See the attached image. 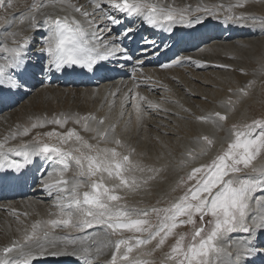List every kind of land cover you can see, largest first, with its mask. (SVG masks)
<instances>
[{
	"label": "snow or ice",
	"instance_id": "obj_1",
	"mask_svg": "<svg viewBox=\"0 0 264 264\" xmlns=\"http://www.w3.org/2000/svg\"><path fill=\"white\" fill-rule=\"evenodd\" d=\"M57 2L65 14H44L43 24L37 19L40 10L46 7L43 0L33 4L28 15L12 17L13 21L18 19L21 25L27 24L33 31L47 28L48 34L43 37L39 51L46 54L49 70L78 67L92 72L101 61L125 53L126 49L118 42L121 35L113 32L123 23L121 16L139 18L154 28L169 31L174 24L190 23L185 21L184 10H177L161 0H87V4L73 3V0ZM246 3L247 0H237L230 9L244 8ZM12 7V0H0V8ZM219 7L223 8V5ZM205 11L213 14L209 9ZM226 18L241 21L247 17L241 13ZM0 19L8 23L7 17ZM132 32L133 29L128 27L122 35L127 37ZM10 35V43L0 42V86L12 88L17 86V72L25 68L26 50L33 37L23 32ZM124 58L130 57L125 55ZM239 91L247 95L246 88ZM228 103L234 102L229 99ZM133 107L136 119L140 121L142 107L138 103ZM196 119L219 126L217 121H226L228 117L215 112ZM69 121L82 123L83 130L92 132V139L97 143H90L75 128H69L65 132L53 129L38 133L30 142L6 147L9 140L27 137L33 129L43 128L46 124L64 128ZM93 121L97 125L95 128L89 126ZM102 125H105V117L94 115L36 118L22 131L12 132L0 140V168L19 171L36 156L60 166L53 169L57 177L54 183L44 185L50 196L56 193L54 207L57 211L49 213L48 219L35 220L19 238L0 247V264H34L35 260L47 255H76L84 264H93V260L103 255L106 249L110 250L107 264H147V261L134 258L131 255L133 250L153 241L152 251L160 250L170 237L175 241L165 253L162 264H224L220 242L225 236L237 230L245 233L256 229L264 231V215L257 218L249 214L250 201L264 200V196L254 195L257 190L264 193V167L257 169L254 166L257 157L264 154V119L242 125L234 123L229 129L228 139L209 161L191 167L186 177L181 178L183 194L166 207L150 209L121 203L124 200L121 193L139 190L156 179L164 168L133 160L135 149L122 151L125 145L120 138L113 135L109 139L110 132H115V124L99 127ZM41 135L55 137L56 142H46L39 138ZM69 142L75 146L65 147ZM195 144L199 146L198 151L188 148L184 153L188 159L182 160L181 166L206 156L215 146V140L203 135L196 138ZM10 155L23 159H10ZM249 168L252 173H259L261 178L247 174L245 170ZM69 172L71 176L67 175ZM137 172L142 175L137 176ZM242 173L245 174L242 176ZM152 215L156 217L155 223L150 219ZM196 217L199 218V226ZM183 225H192L190 233L175 231ZM96 228L100 229L99 233L71 236L72 232L85 233ZM57 229L68 232L59 235ZM124 232L133 236L125 238ZM112 236L117 239H110ZM243 243L249 244L248 241ZM246 251L250 254V249ZM237 256L239 259V253Z\"/></svg>",
	"mask_w": 264,
	"mask_h": 264
},
{
	"label": "bare ground",
	"instance_id": "obj_2",
	"mask_svg": "<svg viewBox=\"0 0 264 264\" xmlns=\"http://www.w3.org/2000/svg\"><path fill=\"white\" fill-rule=\"evenodd\" d=\"M161 2L171 5L177 10H184L185 21L190 23L174 24L169 31L154 28L139 18L121 16L120 18L123 23L116 26L113 32L121 35V40L118 42L122 44L126 52L118 53L107 61H101L96 70L93 71L95 75L93 85L84 87H75L73 84L62 85L63 79L59 77L58 73L53 69L49 70L46 54H42L39 51L42 46L43 37L48 34L47 28L40 27L33 31L27 24L21 25L18 19L16 21L12 20V17L17 14L28 15L29 8L33 4L41 3V0H12V8H0V17L8 18L7 24L3 19H0V42L10 43V34L12 32H23L33 37L26 50L25 68L22 72H17L15 77L17 86L12 88L3 86L6 91L0 95V100L2 101L0 104V140H3L5 136L12 132L22 131L23 127L30 126L36 118L52 119L61 115L78 117L94 115L97 118L105 117V125L99 126L101 128L115 124V132H110L109 139L113 135L120 138L125 145L122 151L135 149L132 157L133 160L140 161V157H142V160H147L150 165H153L156 159L162 160L165 157L167 159L165 162H171L168 164L170 165L168 171L173 176V182L171 181L172 183H170L173 185L170 186L173 189L177 185L179 176L187 175L190 168L195 167L196 164L206 163L228 139L229 123L231 125L237 122L239 118L246 117L247 113L252 109H256V111L260 110L257 106L260 103L255 93L262 94L261 84L263 80L257 79V77L252 78L254 72L251 70L252 68L249 69L248 65H242L244 69H240V65L237 66L235 75L233 74L234 79L231 77L232 74L230 76L231 80L233 79V84L231 83L233 90L231 92L223 90L226 95H223L221 99H224V102L214 103V112L203 110L200 113L202 116H207L220 112L227 114L228 119L226 121H217L219 126L198 121L197 125L194 124L198 128L196 131L193 130L194 135L191 134L189 136L187 134L183 139V136L180 139H172L167 136L158 137L160 129L167 134L169 132L170 135L176 128L177 130L179 129L176 123L172 131H169L171 130L169 128L167 129L166 122L170 121L172 116L175 115L174 113L177 111L175 108L177 106L174 107V104H169V100L164 98L169 92L170 95L172 94L169 98L179 99L178 97L180 96L182 97L181 100L184 99L186 106H193L192 103H196V101L192 102L190 99H186V97L191 99L199 98L207 102L208 99L214 97L212 89H207V86L214 87L217 84L216 81L214 82V79L218 80V85L222 84V81L226 84L227 80L221 81V79L226 78L229 74L226 77L220 76V74L223 75L225 73V67L228 69L225 65H229V68H231V62H229L231 64H227L226 60V64L223 63L222 57L226 54L231 53L232 55L233 53L234 56V53L239 54V51L247 52V54L253 52L256 54L258 64H260V67L259 65L256 67H259L260 71L264 70V0H247L244 8L231 9L230 6L236 4L237 0H161ZM43 3L46 7L40 10L41 14L37 17L41 24H43L45 18L44 14H51L52 16H63L65 14L60 10L61 5L57 0H43ZM73 3L87 4V0H73ZM220 5H223V8L219 7ZM205 9L211 10L213 14H209ZM241 13L247 18L241 21L226 18L228 15H240ZM128 27H131L133 32L125 37L122 34ZM136 38H139V40L135 46L136 50L133 51L131 48L135 45ZM237 54H235V57H238L239 60L240 55ZM125 55L130 58L125 59ZM244 55L242 54V56ZM252 55L254 56V54ZM246 58L242 57V59H245L244 61H251V58L250 60ZM255 64L257 65V62ZM181 67L187 71L190 69H198L200 71L208 69L209 74L214 79L213 81L205 79L208 73L205 71L206 75L204 78L200 77L198 73H192L194 72L192 70L191 74H194V76H184L186 70H183ZM105 68L113 70L116 73L115 77L112 78ZM162 69H165V71H160ZM230 72L233 73L232 70ZM259 73L258 75H261ZM246 76L249 77L246 78ZM262 78H264V74ZM219 81L221 82L219 83ZM178 82L181 83L180 86L177 84ZM249 82L252 83L249 85ZM218 85H216V88H218ZM241 88H246L247 95L239 91ZM141 97L143 99H139ZM229 99L234 103L229 104ZM9 102L12 105H9ZM137 103L141 105L143 111V117L140 121H137L136 111L133 107ZM197 104L199 103L197 102ZM149 105L152 106L150 107ZM196 112L198 113V111ZM152 116H155L153 121L151 119ZM177 116L175 115V117ZM89 126L93 128L97 127L94 121L89 122ZM69 128H75L90 143H97L96 140L92 139V132L83 130L82 123L75 124L69 121L64 128L46 124L43 128L33 129L27 137L18 136L15 140H9L6 147H16L25 142H30L38 133L43 134L53 129L58 132H65ZM206 133L210 138L215 140V146L206 156L201 157L195 163L181 166V161L188 159L184 153L189 144L198 151L199 146L195 144L196 138L206 135ZM151 136L160 141V148L165 149L177 145L180 153L176 157L163 155L162 152V158L158 153H155V155L151 149L153 148L150 142ZM39 138L49 143L56 142L55 137L48 138L41 135ZM74 146L72 142H69V145L65 147ZM10 159L22 161L23 158L10 155ZM169 159H172V161H169ZM254 166L257 169L264 167V154L257 157L254 161ZM58 167L60 166L44 159L42 156L33 157L32 162L21 169L24 181L21 184L25 185L28 189L26 195H20L16 198L0 195V247L8 244L12 239L19 238L23 230L30 227L31 223L35 220L48 219L49 213L57 211L54 207L56 193L53 192L50 196L44 185L46 183H54L57 177L53 169ZM248 171L252 173L251 168ZM50 173L52 174L50 175ZM135 174L139 176L141 173L137 172ZM67 175L71 176L72 173L69 172ZM251 175H254L258 179L261 178L259 173H252ZM155 189L157 190L155 183L152 186L148 183L137 191L123 192L121 194L124 196V200L121 203L127 202L128 204V201L132 200L133 204L134 202L136 203V207L145 208L147 205H150L151 200H154L151 197L154 198ZM254 195L260 197L264 196V193L258 192ZM249 214L257 218L260 215H264V200L258 202L253 199L250 201ZM249 223H251V220H249ZM56 231L59 235H65L68 232V230L60 229ZM99 232L100 229L98 228L88 229L85 233L72 232L71 236L75 237L77 235L82 236ZM110 239L115 240L117 237L112 236ZM244 241H248L249 244H244ZM154 243L155 241L151 244V247L154 246ZM220 246L223 249L221 259L224 261V264H264V231L256 229L251 233H245L237 230L225 236L220 242ZM61 247H64V245H61ZM140 249L142 248L134 249L131 255L136 259L147 261V264H155L153 253L150 254V257L145 256L143 258ZM246 249H250V254ZM68 250H71V246H69ZM109 259L110 250L106 249L103 255L93 260V264H107ZM34 263L84 264L76 255H47L38 258Z\"/></svg>",
	"mask_w": 264,
	"mask_h": 264
},
{
	"label": "rangeland",
	"instance_id": "obj_3",
	"mask_svg": "<svg viewBox=\"0 0 264 264\" xmlns=\"http://www.w3.org/2000/svg\"><path fill=\"white\" fill-rule=\"evenodd\" d=\"M264 47V46H263ZM243 52V53H242ZM239 54H237V53H234V56H233V53H232V55H231V53L230 54H228L229 56H231L230 58H228L229 56L226 54V55H224V57H222V60L224 61H222L224 64H226L225 62H226V60H227V64H231L230 65V67L231 68H229V65H225V66H227L228 67V69L225 67V73L223 74V75H221L220 74V76L221 77H223V76H227L228 74H229V76H227L228 77V79H226V78H222L221 79V81L222 80H227L226 81V84L225 83H223L224 81H222V84L224 85H222V84H220V85H218V80H216V79H214V77L211 75V74H209V72H208V69H205V70H198V69H195V70H192V69H190V70H186V69H184V68H182L183 70H186L185 72H184V76L186 75V76H194V74L192 75L191 74V70L192 71H194V72H192V73H198L199 75H200V77H202V78H204L205 77V75H206V73H207V75H206V77H205V79H208V80H212L213 81V79H214V82L216 81V83L217 84H215L214 82V84H215V88L213 87V86H207V89H212L211 91L213 92V94H214V97H212L211 99H208L207 100V102L205 101V100H200L199 98H194V99H191V98H189V97H186V99H190L192 102H194V101H196V103H192V105L193 106H186L185 105V103H184V99L183 100H181L182 99V97H178L179 99H175V98H173V97H171V98H169L170 96H172V94L170 95V93L168 92V95H166L165 96V98L164 99H167V100H169V104H174V107L175 106H177V108H175L177 111H175L176 113H174L176 116L179 114V116H177V117H175V115L174 116H172V118H171V120L170 121H168V122H166V124H167V129L169 128V129H171V130H169V131H172L173 130V128L176 126V124L178 125V127H179V129L177 130V128H176V130L174 131V132H170L171 133V135L169 134V132H168V134L166 133V132H164V131H162L160 128V125H158V127H160L159 129H160V131H158V137H164V136H167V137H171L172 139H175V138H181L182 136V139L188 134L189 136L192 134V135H194L193 134V130H197L198 128H196V125L198 124L197 122H198V120L196 119V117L197 116H202V115H200V113L201 112H203V110L204 111H213L214 112V110H215V106L213 105L214 103L215 104H217L218 102H221V101H223L224 102V99H221V97L223 96V95H226L225 94V91H223V90H226V91H229V89H231V90H233V79H234V75H235V69H236V67L237 66H239L240 65V69L241 68H243L244 69V67H242V65H248L250 68L249 69H251L253 72H254V75H253V77L252 78H256L257 77V79H261V80H263V82H262V84H261V88H262V94L261 95H259L258 93H255V95H257V97H258V100H259V103H260V105H257L259 108H260V110L259 111H256V109H252L249 113H247V115H246V117H244V118H239V120H237V122H235V124H246V123H251V121H253V120H256V119H264V78H262L263 77V72H264V70L262 69L261 71H262V73H261V71L259 70L260 68V64H258V61L256 60V54L255 53H251V52H249L248 54H247V52H245L244 53V51H239L238 52ZM240 53H242L244 56H242V54H240ZM235 54H237V55H240L239 57L242 59V57L243 58H246V59H248V60H250V58H251V61H244L245 59H240L239 58V60H238V57H235ZM252 54H254V56L252 55ZM236 55V56H237ZM176 56V55H175ZM242 56V57H241ZM251 56V57H250ZM236 58H237V60H236ZM255 58V59H254ZM230 60V61H229ZM231 60H233V61H231ZM235 61V62H234ZM244 61V62H243ZM254 61H256L257 62V65L254 63ZM229 62H231V63H229ZM234 62V63H233ZM247 62V63H246ZM250 64H249V63ZM236 63V64H235ZM202 65V64H201ZM232 65H234V66H232ZM251 65V66H250ZM259 65V67H256V66H258ZM255 66V68H253ZM259 68V69H258ZM264 68V67H263ZM258 69V70H257ZM167 70V69H166ZM232 70L233 71V73L232 72H230V71ZM248 70V69H247ZM255 70V71H254ZM160 71H165V69H162V70H160ZM206 73H205V72ZM227 71V72H226ZM259 71H260V73H259ZM201 72V73H200ZM224 72V71H223ZM230 72V73H229ZM205 73V74H204ZM227 73V74H226ZM258 73L259 74H261L262 75V77H261V75H258ZM190 74V75H189ZM202 74H204L203 76H202ZM209 74V75H208ZM226 74V75H225ZM231 74H232V76H231ZM234 74V75H233ZM258 75V76H257ZM233 78L232 80H231V77ZM209 77H210V79H209ZM220 77V78H221ZM229 77H230V79H229ZM247 77H249V76H246V78ZM229 80H231V81H229ZM221 81H219V83L221 82ZM232 83V84H231ZM177 84H179V86L181 85V83L180 82H178ZM216 85H218V88H221V89H218V88H216ZM226 85H228V86H226ZM230 85V86H229ZM221 86V87H220ZM225 87V88H224ZM215 89V92H214V89ZM224 88V89H223ZM227 88H229V89H227ZM220 90V91H219ZM217 92V93H216ZM221 92V93H220ZM224 93V94H223ZM216 94V95H215ZM170 99H175V100H170ZM221 99V100H220ZM171 101V102H170ZM197 102L199 103V104H197ZM176 103V104H175ZM204 103H206V104H204ZM208 103V104H207ZM178 106H180V107H178ZM210 106V107H209ZM209 107V108H208ZM196 111H198V113L196 112ZM178 112H180V113H178ZM192 114V115H191ZM182 116H183V118H182ZM186 116H188V117H186ZM153 117V118H152ZM151 117V119H152V121L155 119V116H152ZM187 118V120H186V118ZM189 119V120H188ZM184 120V121H183ZM186 120V121H185ZM172 122V123H171ZM176 123V124H175ZM190 123V124H189ZM197 123V124H196ZM194 124H196V125H194ZM234 123H232L231 125H230V123L228 124V126L231 128V126L233 125ZM171 125H172V128H171ZM194 125V126H193ZM201 126V125H200ZM193 127H195V128H193ZM229 128V129H230ZM178 132V133H177ZM164 133V134H163ZM160 134V135H159ZM163 135V136H162ZM206 135H207V133H206ZM207 136H209V135H207ZM210 137V136H209ZM150 142H151V145H152V147L153 148H151L152 150H153V152H154V154L155 153H158L159 154V156H161L162 155V153H163V155H170V157L172 156V157H176V156H178V154L180 153V149H179V147L177 146V145H173V146H170V148H160V146H159V143H160V141H157L156 140V138L154 137V136H151V139H150ZM175 144V143H174ZM191 144H189V147H187V149L188 148H192V146H190ZM156 147V148H155ZM173 147V148H172ZM155 148V149H154ZM173 150V151H172ZM158 151H160V152H158ZM168 151V152H167ZM171 151V152H170ZM162 152V153H161ZM166 152V153H165ZM171 153V154H170ZM157 154V155H158ZM148 155H150V153H148ZM156 155V154H155ZM161 158H162V156H161ZM143 158L142 157H140V161L141 162H143V164H146L147 163V165H150V163H149V161H144V160H142ZM167 159L164 157V158H162V160H160V159H156V161L154 162V164H153V166H156V167H163L164 168V170L162 171V172H160V174L156 177V179H154V180H152V181H149V183H150V185L152 186V184L153 183H155V185H156V187H157V190L155 189V191L156 192H154V198H152L151 197V199H154V200H151V202H150V205H147L145 208H152V207H166V206H168V204L170 203V202H172L173 200H175L176 198H178L179 196H181L182 194H183V191H184V187L181 185V178L182 177H186V175H181V176H179V179H178V181H177V185L175 186V189H173L172 187H170V186H173L172 184H170V183H172L173 182V176H172V174H170L169 173V166L170 165H168V164H170L171 162H165ZM161 161V162H160ZM169 161H172V159H169ZM209 161V160H208ZM207 161V162H208ZM163 162V163H162ZM206 162V163H207ZM157 163V164H156ZM158 163H159V165H158ZM199 164H201V163H199ZM199 164H196L195 166H198ZM164 165V166H163ZM166 166V167H165ZM168 166V167H167ZM168 168V169H167ZM249 169H247V170H245V172L247 173V174H249V175H251L252 173L251 172H249L248 171ZM169 173V174H168ZM251 173V174H250ZM167 174V175H166ZM245 173H242L241 175L243 176ZM140 175H142V174H140ZM139 175V176H140ZM163 176V177H162ZM166 176H168V177H166ZM164 178V179H163ZM166 179V180H165ZM169 179V180H168ZM171 179V180H170ZM158 180V181H157ZM163 180H164V182H163ZM161 181V182H160ZM166 181V182H165ZM170 181V182H169ZM172 181V182H171ZM157 182V183H156ZM160 183H161V186H160ZM165 186V187H164ZM160 188V189H159ZM173 190V192H172V190ZM160 190H161V192H160ZM177 190V192H175ZM167 191V192H166ZM170 191V192H169ZM162 192H163V194H162ZM258 192H260L259 190H257V192L256 193H258ZM174 193V194H173ZM158 194V196H156ZM171 196H170V195ZM173 194V195H172ZM164 195V196H163ZM160 196H162V198H160ZM173 198V200H172V198ZM166 200H165V199ZM156 199V200H155ZM162 199V200H161ZM158 200H161V201H158ZM131 202V203H130ZM133 201L131 200V201H128V204H127V202L126 203H124V204H127V205H129L130 204V206L131 207H136L135 206V202H134V204L132 203ZM143 207H144V205H142ZM136 208H138V207H136ZM145 208H140V209H145ZM150 219L152 220V222L153 223H155L156 222V217H155V215H152V217H150ZM206 219H209L208 217H206ZM196 221H197V226H199V224H200V222H199V218L198 217H196ZM191 229H192V225H183V226H181V227H178L175 231L177 232V233H190V231H191ZM124 234V236H125V238L126 237H129V236H133V234L132 233H128V232H124L123 233ZM126 235H128V236H126ZM135 235H139V234H135ZM174 241H175V238L174 237H170L167 241H166V243H165V245L163 246V248L162 249H160V250H156V251H152L153 250V248H154V246H155V243L153 244L154 246H152L151 247V244L154 242H152L151 244H148V245H145V246H141V248L142 249H140V253H141V255H143V258L145 257V256H148V257H150V254L149 253H153V256L155 257V264H162V262H163V260H164V255H165V253H167L168 251H169V248H170V246L174 243Z\"/></svg>",
	"mask_w": 264,
	"mask_h": 264
}]
</instances>
